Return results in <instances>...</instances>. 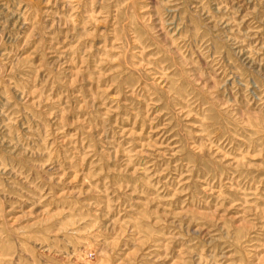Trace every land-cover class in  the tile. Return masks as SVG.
Returning a JSON list of instances; mask_svg holds the SVG:
<instances>
[{
  "label": "rangeland",
  "instance_id": "374dc122",
  "mask_svg": "<svg viewBox=\"0 0 264 264\" xmlns=\"http://www.w3.org/2000/svg\"><path fill=\"white\" fill-rule=\"evenodd\" d=\"M0 264H264V0H0Z\"/></svg>",
  "mask_w": 264,
  "mask_h": 264
}]
</instances>
